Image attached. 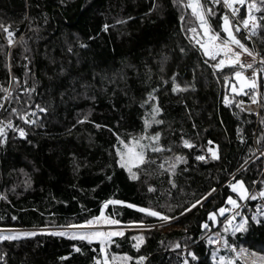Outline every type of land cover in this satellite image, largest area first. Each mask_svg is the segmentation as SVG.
I'll use <instances>...</instances> for the list:
<instances>
[{"label":"trees","instance_id":"1","mask_svg":"<svg viewBox=\"0 0 264 264\" xmlns=\"http://www.w3.org/2000/svg\"><path fill=\"white\" fill-rule=\"evenodd\" d=\"M202 3L213 8L215 15L207 19L220 31V18L226 14L222 2ZM155 4L153 8V0H0V23L11 25L16 40L9 47L0 31V85L8 86L6 65L10 64L11 75L21 83L37 82L32 99L49 109L39 114L37 125L10 117L28 130V137L19 138L9 129L7 143L0 146V193L7 197L0 198V229L80 223L99 215L103 201L117 199L126 203L109 204L105 212L124 223L160 222L127 207L128 203L176 217L172 229L127 231L124 237H114L110 250L132 256L128 264H138L137 256L145 257L139 264H182L185 258L189 264H212L211 252L217 246L208 244L205 235L221 232L223 225L202 229L207 212L219 208L228 195L235 197L229 188L235 179L250 192L264 188V72L258 79L259 112H248L238 104L250 102V95L233 94L230 84L224 83L226 75L234 79V69H212V61L205 64L207 58L191 41L187 30L198 24L189 18L190 10L172 0H155ZM260 23L264 25V20ZM104 24L110 26L107 31ZM238 34L247 41L243 32ZM253 38L264 54V27ZM81 43L87 47H80ZM25 65L30 70L27 76ZM173 73L184 90L171 91ZM152 89L157 90L154 95L162 109L158 118L163 123L148 131H159L160 144L171 151L154 154L157 163L141 166L133 180L116 163L115 146L117 137L127 140L143 133L142 117L152 102L141 105ZM225 94L232 101L228 106L223 103ZM13 95L24 96L18 90ZM12 106L24 105H5L9 110ZM83 115L87 120L77 123ZM0 118H9L8 112L0 110ZM182 136L194 147H184ZM208 140L214 143L208 145ZM207 147L215 148L219 158L212 159ZM175 153L186 160L177 166L173 188L158 164ZM201 154L205 161L195 159ZM25 179L30 180L28 186ZM149 186L154 190L149 191ZM213 188L200 206L178 215ZM259 202L246 201L241 211L247 214ZM50 233L0 241V264H93L98 242ZM221 234L229 243L264 249V224H250L247 233L236 236ZM136 235L144 236L139 249L132 247ZM174 243L181 247L173 248ZM73 244L81 251H74ZM187 251L198 259L192 260ZM220 254H224L221 249Z\"/></svg>","mask_w":264,"mask_h":264},{"label":"snow or ice","instance_id":"2","mask_svg":"<svg viewBox=\"0 0 264 264\" xmlns=\"http://www.w3.org/2000/svg\"><path fill=\"white\" fill-rule=\"evenodd\" d=\"M222 2L225 9L231 10V16L235 19L237 14L241 11L236 5H246L247 13L243 16V19L239 23H234L230 20L229 15L226 13L220 19L222 20V26L220 31L212 28L207 19L208 15H215L212 7H205L202 0H172L173 4H179L183 8L190 10V19L194 18L197 26L189 28L187 31L191 33V41L199 47L202 55L207 59L204 61L208 64L212 61L211 67L214 70H222L225 68L234 69L231 71V76L234 78L230 81L229 76H224V83L230 84V91L233 94L245 96L250 95V102L252 104L259 103V93H258V72H264V54L249 48L248 45L238 36L236 33L241 31V25L244 30H246L249 35L246 39H251L252 36L257 34V30L264 25H261L260 21L264 20V15L257 16L258 12H264V0H210L211 5H217ZM157 7L155 0H153V8ZM153 9H149L152 11ZM128 19H131L129 17ZM181 21H185V16H180ZM126 21L118 20L116 23H125ZM108 24L103 25V30L107 31L109 29ZM0 31H2L6 38L9 47L16 43L15 31L11 25L0 23ZM91 39V37L89 38ZM21 40L23 37L21 36ZM80 47H87V45L81 43ZM69 52L72 48L68 49ZM184 49H181L183 52ZM250 57V60L244 59V57ZM25 60L28 59L27 56L24 57ZM258 65V67H257ZM9 69L10 79L8 81V86L5 87L0 85V110L6 111L9 114V118H0V146H4L8 140V130L11 129L19 138L27 139L28 130L25 127H21L14 124L13 119L10 117H16L23 121L25 125H37L40 120L39 114H46L49 109L47 104H41L33 101L32 96L36 92V81L33 80L32 84L29 86L27 79L22 83L18 77L11 75L10 64L6 65ZM26 76L30 70L27 65H25ZM246 70H250V74H246ZM63 71V69H61ZM215 74V72H214ZM176 74L173 73L172 76V92H177L178 90H184V88L176 83ZM167 83V81H165ZM247 89V91H245ZM18 90L23 93L24 96L13 95V91ZM156 89H152L147 93V98L143 101L142 107L147 105L151 101L150 109L146 110L143 119L144 131L139 136L129 137L127 140L120 139L117 137L118 146L116 147V163L129 173L130 179H138L137 173L139 172L141 166L157 163V159L154 158V154L163 153L165 151H171V148L165 149V147L160 144L161 133L159 131L149 133V129L153 124L159 125L163 121L158 118L162 109L156 102L157 97L154 95ZM27 99H24V97ZM19 105L23 103V107L12 106L10 110L5 107L6 104ZM223 103L228 106L232 103L229 96L225 94ZM238 106H243V101H240ZM252 111V109H247ZM34 117V118H33ZM87 120V115L81 116L77 123H83ZM43 127V125H40ZM97 128L100 125H95ZM195 127V125H193ZM239 131V130H238ZM31 143V141H28ZM241 142L243 138L241 137ZM181 143L186 148H193L194 144L181 137ZM214 142L208 140L207 144L212 145ZM153 154V155H150ZM207 153L211 154L212 159H218V153L215 148L207 147ZM264 155V152L261 153ZM195 159L197 161H205L206 155H196ZM186 158L175 153L173 156L165 157L163 160H159L158 167L163 172H167L169 175V183L173 188L176 187L175 181L172 179L173 175L177 170V166L181 162H185ZM135 169V171L133 170ZM253 183H256L253 181ZM25 186L30 184L29 179H25ZM229 188L233 195H228L225 198L224 203L217 209L207 212V220L200 223L202 229L210 230L217 224H222L221 232L224 234L230 233L232 236H236L237 233L244 234L249 231L250 224L262 225L264 224V188H260L258 191L250 192L245 186L244 182L239 179H235L234 182L229 183ZM154 189L149 186V191ZM215 189H210L209 192L202 194L199 199L190 201L186 207H183V211L178 213V215H184L192 211L193 209L200 206L202 201L210 197ZM0 198L7 199V197L0 193ZM260 202L255 205V210L249 209L248 213L245 214L241 211L242 208L246 207V201H257ZM126 202L117 199H108L103 201L99 215L92 216L90 219H85L79 224H67L64 230L61 231H51V235L68 237L71 239H77L81 241H87L92 244L94 241L99 243L98 255L93 257V264H128L129 261L133 260L132 256L127 253L112 252L110 250V245L115 244L114 237H124L125 230L121 227H107L104 226H118L121 224L119 219H115L111 216L105 215V208L111 205H123ZM127 207L137 209L140 213H144L149 217L158 218L160 222L173 221L176 217L168 215L164 211L157 210L153 207H141L136 204L128 203ZM168 211H171V206H169ZM228 215H225V214ZM222 218V219H220ZM16 219V217H12ZM133 224H139L145 229H151L155 227L152 224H144L141 221L130 222ZM163 226V223L162 225ZM41 233L47 231V225L39 229ZM221 232H214L212 235L207 237L208 244L217 245L213 248L211 252L212 264H264V249L261 252L251 250L244 247L243 245H237L235 243H229V240ZM37 235V231H12L8 234L0 232V241L3 240H15L21 237H31ZM136 241L132 244L133 248L139 249L140 244L144 242L143 235H136L131 238ZM119 247V245H116ZM173 248H180L179 243L172 244ZM72 248L76 252H80L81 249L75 244ZM187 248V245H185ZM225 249L224 254H220V249ZM93 251H97L94 249ZM187 256L191 257L192 260H197L198 257L192 251H187ZM61 259H64L63 257ZM135 259L139 262H143L145 257L137 256ZM0 260H3V255H0ZM182 264H189L187 258L183 259Z\"/></svg>","mask_w":264,"mask_h":264},{"label":"rangeland","instance_id":"3","mask_svg":"<svg viewBox=\"0 0 264 264\" xmlns=\"http://www.w3.org/2000/svg\"><path fill=\"white\" fill-rule=\"evenodd\" d=\"M223 5V4H222ZM226 11V10H225ZM260 14V15H259ZM229 15V14H228ZM263 14H261V12H258L257 13V16H262ZM229 18H230V16H229ZM230 20H231V18H230ZM236 35L238 36V38H240L241 39V36H239V34L238 33H236ZM258 80V79H257ZM258 86H259V81H258ZM251 103V102H250ZM257 106H258V103L256 104ZM246 108H247V106H246ZM248 109V108H247ZM252 112H255V111H252ZM258 152H261V149L258 151ZM106 209V208H105ZM105 215L106 216H109V215H107L106 214V212H105ZM80 223H82V222H80ZM162 223H163V226H161L162 225ZM73 224H79V223H73ZM152 225H155V227H153V229L155 228V229H164V230H168V229H172V228H175L176 227V225H174V224H172L171 223V221H168V222H158V223H154V224H152ZM105 228H107V227H121V228H123L124 230H125V232H127V231H142V230H144L145 228H143L141 225H139V224H133V223H130V222H128V223H124V222H121V224L120 225H118V226H104ZM41 229V228H40ZM37 231V232H40L39 231V228H29V229H0V232H3L4 234H8L9 232H12V231ZM61 230H64V227H54V228H47V231H45V232H51V231H61ZM213 234V232L211 231H209V233L208 234H206L205 235V239H207V237L208 236H210V235H212ZM217 246V245H216ZM244 247H246V246H244ZM246 248H249V249H251V250H255V251H257V252H261L262 251V249H259V248H257V249H254V248H250V247H246ZM221 250L225 253V249H223V248H221Z\"/></svg>","mask_w":264,"mask_h":264},{"label":"built area","instance_id":"4","mask_svg":"<svg viewBox=\"0 0 264 264\" xmlns=\"http://www.w3.org/2000/svg\"><path fill=\"white\" fill-rule=\"evenodd\" d=\"M236 7L239 8V9L241 10V11L237 14V18L234 19V18L231 16V10H230V9H226V13L229 14V16H230L231 20H233V22H235V23H239V21L243 19V16L246 15V13H247V7H246V5H243V6H242V5H236ZM241 32H243L245 38L249 35V33H248L246 30L243 29L242 25H241ZM241 40H242V39H241ZM242 42L246 43V44L248 45L249 48H252V49H254L255 51H258V52H259L258 47H257V44L255 43L253 36H252L251 39H247V41H246V40H242ZM250 43H251V44H250ZM244 59L250 60L251 58L245 56ZM257 67H258V65H257ZM246 74H250V70H246ZM260 74H261V72H258V77H257V79H259ZM248 104H251V103H250V102H244V103H243V106H242V108H243L244 110H246V111H248L247 108H246V106H247ZM248 112H251V111H248Z\"/></svg>","mask_w":264,"mask_h":264},{"label":"bare ground","instance_id":"5","mask_svg":"<svg viewBox=\"0 0 264 264\" xmlns=\"http://www.w3.org/2000/svg\"><path fill=\"white\" fill-rule=\"evenodd\" d=\"M247 108L252 109V111H255V112L258 110V106L256 104H252V103L248 104Z\"/></svg>","mask_w":264,"mask_h":264},{"label":"water","instance_id":"6","mask_svg":"<svg viewBox=\"0 0 264 264\" xmlns=\"http://www.w3.org/2000/svg\"><path fill=\"white\" fill-rule=\"evenodd\" d=\"M259 108H260V105L258 104V110L255 113H258L259 112Z\"/></svg>","mask_w":264,"mask_h":264}]
</instances>
